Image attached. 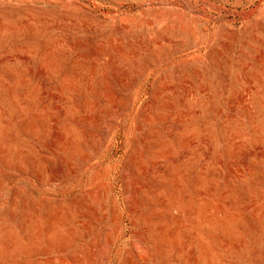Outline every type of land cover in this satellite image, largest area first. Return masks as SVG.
Returning <instances> with one entry per match:
<instances>
[{
	"label": "rangeland",
	"instance_id": "374dc122",
	"mask_svg": "<svg viewBox=\"0 0 264 264\" xmlns=\"http://www.w3.org/2000/svg\"><path fill=\"white\" fill-rule=\"evenodd\" d=\"M0 264H264V0H0Z\"/></svg>",
	"mask_w": 264,
	"mask_h": 264
}]
</instances>
